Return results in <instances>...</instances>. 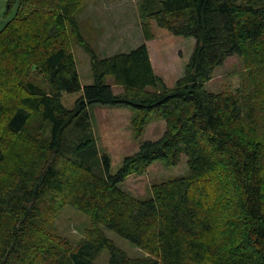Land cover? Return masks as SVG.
<instances>
[{
	"label": "trees",
	"instance_id": "trees-1",
	"mask_svg": "<svg viewBox=\"0 0 264 264\" xmlns=\"http://www.w3.org/2000/svg\"><path fill=\"white\" fill-rule=\"evenodd\" d=\"M81 6L82 0H6L5 14L13 15L0 29V118L9 135L26 132L29 143L26 158L17 156L0 184V264H95L103 250L109 264H129L105 229L149 254L137 264H264V138L252 111L264 103V81L253 80L248 95L205 89L232 55L264 71V0H162L156 11L140 7L144 41L153 39L150 21L195 40L173 89L155 73L144 43L99 57L80 32ZM72 41L89 57L91 85H80ZM78 91L75 108H64L62 94ZM91 104L131 109L136 136L159 119L163 134L142 143L114 175L104 156L105 175L98 176L62 153L66 132ZM31 113L40 122L34 136L27 131ZM182 153L187 173L154 184L148 198L137 200L121 187L155 162L176 165ZM5 159L0 138V167ZM65 206L89 219L77 246L47 232L40 219Z\"/></svg>",
	"mask_w": 264,
	"mask_h": 264
},
{
	"label": "rangeland",
	"instance_id": "rangeland-1",
	"mask_svg": "<svg viewBox=\"0 0 264 264\" xmlns=\"http://www.w3.org/2000/svg\"><path fill=\"white\" fill-rule=\"evenodd\" d=\"M162 0H82V6L77 12V21L80 32L91 45L95 53L102 58H108L116 53H125L145 44L140 28L139 8L147 11H156ZM6 12V0H0V29L13 15ZM153 39L148 42V51L155 66L156 74L163 80L166 88L173 89L176 81L183 76L185 66L193 52L195 40L174 36L165 29L149 22ZM71 51L76 63L81 87L91 85L93 79L90 71V61L83 49L71 42ZM30 76L32 74L26 73ZM28 75H25L28 77ZM264 81V71L245 67L241 59L232 55L221 66L214 69L212 79L205 84L209 92H238L248 95L253 89L252 81ZM8 82L15 89V78ZM35 82L41 79L35 77ZM107 84L113 87V93L119 94L121 89L113 86L112 78ZM20 86V79L17 81ZM19 89V87H17ZM17 92V91H16ZM263 99H264V90ZM82 95V91L72 94H62L60 102L68 110L75 108V103ZM10 103V102H9ZM252 105V111L259 120V134L264 138V103ZM262 108V109H261ZM28 127L29 133L35 135L40 128V122L31 113ZM134 112L124 106H108L91 104L75 120L74 125L66 132L62 153L77 163H84L91 168L94 174L104 176L105 171L102 158L109 160V175L117 173L124 159L137 153L140 145L146 141L158 140L164 131V122L152 119L141 129L136 136V127L133 125ZM0 138L6 150V159L0 167V184L10 177L17 156L26 158L28 139L26 132L23 136L13 137L3 127L0 118ZM25 154V155H24ZM187 173L186 157L182 153L179 162L169 166L164 162L151 164L143 174L131 175L121 187L137 200H144L151 195V187L165 180L185 175ZM41 220H47L44 227L47 232L66 240L71 246H77L86 239L89 228L88 217L70 206L63 207L58 214L48 216L43 214ZM129 264L150 258L149 254L134 247L128 241L109 230H104ZM110 254L103 250L94 260L95 264H109ZM119 258L120 260L123 259Z\"/></svg>",
	"mask_w": 264,
	"mask_h": 264
},
{
	"label": "crops",
	"instance_id": "crops-1",
	"mask_svg": "<svg viewBox=\"0 0 264 264\" xmlns=\"http://www.w3.org/2000/svg\"><path fill=\"white\" fill-rule=\"evenodd\" d=\"M148 42L149 41H145V44H146V46L148 45ZM148 47V46H147ZM149 52V51H148ZM149 57H150V61H151V64H152V67H153V69H154V71H156L155 70V66H154V64H153V61H152V58H151V55L149 54ZM156 73V72H155Z\"/></svg>",
	"mask_w": 264,
	"mask_h": 264
}]
</instances>
